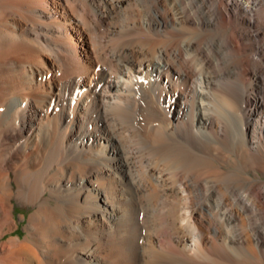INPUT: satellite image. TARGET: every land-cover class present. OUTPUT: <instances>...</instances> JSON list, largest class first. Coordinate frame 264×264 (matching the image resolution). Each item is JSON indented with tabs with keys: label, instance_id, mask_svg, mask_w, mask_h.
<instances>
[{
	"label": "bare ground",
	"instance_id": "obj_1",
	"mask_svg": "<svg viewBox=\"0 0 264 264\" xmlns=\"http://www.w3.org/2000/svg\"><path fill=\"white\" fill-rule=\"evenodd\" d=\"M0 264H264V0H0Z\"/></svg>",
	"mask_w": 264,
	"mask_h": 264
},
{
	"label": "rangeland",
	"instance_id": "obj_2",
	"mask_svg": "<svg viewBox=\"0 0 264 264\" xmlns=\"http://www.w3.org/2000/svg\"><path fill=\"white\" fill-rule=\"evenodd\" d=\"M22 212H24V213L27 214L29 211H28L27 208H24V207H22V206L16 205V207H15V209H14V214H15L17 220H18V223H19V227H18V229H16V230L14 231V233H16V234H18V233H19V234L24 233V224H25V220H21V219H20V214H21ZM9 234H10V233H9Z\"/></svg>",
	"mask_w": 264,
	"mask_h": 264
}]
</instances>
